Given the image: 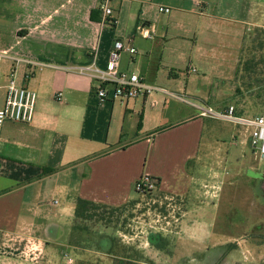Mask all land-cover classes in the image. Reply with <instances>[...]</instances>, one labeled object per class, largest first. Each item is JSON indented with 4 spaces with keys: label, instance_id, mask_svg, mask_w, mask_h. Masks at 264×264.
I'll list each match as a JSON object with an SVG mask.
<instances>
[{
    "label": "crops",
    "instance_id": "obj_1",
    "mask_svg": "<svg viewBox=\"0 0 264 264\" xmlns=\"http://www.w3.org/2000/svg\"><path fill=\"white\" fill-rule=\"evenodd\" d=\"M160 6L171 13L160 14ZM112 7L115 24L106 26L99 0H0V53L45 65L26 80L25 63L0 62V109L12 74L37 94L33 122L3 125L0 264H28L20 258H34L36 250L72 257L77 201L125 206L141 195L134 186L145 174L158 181L160 192L187 201L194 192L204 206L184 211L182 230L188 242L204 230L207 189L218 183L226 159L218 148L214 168L207 169L213 142L225 135L199 108L225 109L233 80H221L198 98L204 105L189 110L183 103L190 80L182 82L180 72L216 61L237 70L228 54L243 49L248 31L264 26V0H113ZM152 26V38L138 30ZM117 40L137 51L122 54V71L182 100L157 92L101 103L99 84L79 71L93 64L106 69ZM242 109L237 114L244 116ZM239 139L251 149L245 131Z\"/></svg>",
    "mask_w": 264,
    "mask_h": 264
},
{
    "label": "rangeland",
    "instance_id": "obj_2",
    "mask_svg": "<svg viewBox=\"0 0 264 264\" xmlns=\"http://www.w3.org/2000/svg\"><path fill=\"white\" fill-rule=\"evenodd\" d=\"M243 43L241 51L228 54L229 60L238 62L237 70L229 65L220 68L216 61L205 66L193 64L191 73L186 69L180 72L182 82L190 80L191 94L181 93L187 100L184 106L193 110L189 105H204L199 99L224 79L228 84L233 80L228 86L232 101L226 106L232 105L238 112L244 108L245 117L264 108V26L248 31ZM211 124L225 136L219 138L220 144L213 142L207 169L214 168L218 148L226 162L223 160L219 170L218 183L207 189L210 199L209 204L205 201L204 230H195L189 242L182 230L184 211L204 206L194 192L187 201L157 189L139 195L118 211L100 210V217L82 223L84 229L71 240L75 246L73 264H264V159L256 158L240 143L244 127L222 120H211ZM34 252L33 259L23 257L20 261L66 264L60 251Z\"/></svg>",
    "mask_w": 264,
    "mask_h": 264
},
{
    "label": "built area",
    "instance_id": "obj_3",
    "mask_svg": "<svg viewBox=\"0 0 264 264\" xmlns=\"http://www.w3.org/2000/svg\"><path fill=\"white\" fill-rule=\"evenodd\" d=\"M113 0H99V10L102 14V24H115ZM171 8L160 6L159 13L168 15ZM140 33L145 38H152L155 28L139 27ZM124 52L131 56L137 54L134 47L126 45L123 41L117 40L110 53V58L106 69H100L93 64L81 68L82 75L90 77L99 84L97 96L101 103L109 100L129 101L133 99L145 98L154 93L160 92L182 100V97L172 94L167 90L150 84L140 74L129 73L121 70V57ZM5 59H12L15 62H23L27 65L26 80L33 76V68H43L45 65L32 60H24L11 57L5 53H0V62ZM194 70V69H193ZM58 99L61 94H58ZM37 94L30 90L26 85H18L14 74L11 75L4 106L0 109V140L3 125L6 121L19 123H31L34 120ZM200 114L217 120L230 122L244 127L249 136L250 147L256 158L264 159V108L259 115L245 117L237 114L234 106H227L223 110H216L212 107H200ZM138 194H148L158 189V181L150 175H143L134 186ZM66 257V264H73L74 260Z\"/></svg>",
    "mask_w": 264,
    "mask_h": 264
},
{
    "label": "trees",
    "instance_id": "obj_4",
    "mask_svg": "<svg viewBox=\"0 0 264 264\" xmlns=\"http://www.w3.org/2000/svg\"><path fill=\"white\" fill-rule=\"evenodd\" d=\"M100 210L118 211L120 210V207L114 208L102 204H97L88 200L79 199L75 206V225L73 227L72 238L74 237L77 231L84 229L82 223L92 221L95 218L100 217L99 214H97V212H99ZM221 259H223V257Z\"/></svg>",
    "mask_w": 264,
    "mask_h": 264
},
{
    "label": "water",
    "instance_id": "obj_5",
    "mask_svg": "<svg viewBox=\"0 0 264 264\" xmlns=\"http://www.w3.org/2000/svg\"><path fill=\"white\" fill-rule=\"evenodd\" d=\"M262 177V176H261ZM263 178V177H262Z\"/></svg>",
    "mask_w": 264,
    "mask_h": 264
}]
</instances>
